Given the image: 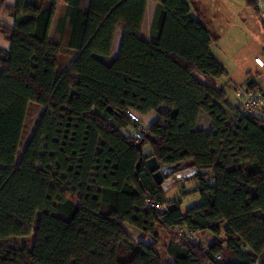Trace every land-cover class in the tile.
I'll return each mask as SVG.
<instances>
[{
	"label": "trees",
	"instance_id": "trees-1",
	"mask_svg": "<svg viewBox=\"0 0 264 264\" xmlns=\"http://www.w3.org/2000/svg\"><path fill=\"white\" fill-rule=\"evenodd\" d=\"M57 1L0 0L15 19L0 21L11 42L0 48V264H264V117L229 118L216 82L228 71L190 4L155 0L145 38L150 0H65L52 41ZM63 46L77 51L67 67ZM32 102L44 109L21 150ZM202 111L209 132L196 128ZM139 127L141 148L131 136ZM150 156L197 167L181 195L201 202L184 210L168 198ZM35 228L32 246L8 243Z\"/></svg>",
	"mask_w": 264,
	"mask_h": 264
},
{
	"label": "rangeland",
	"instance_id": "rangeland-1",
	"mask_svg": "<svg viewBox=\"0 0 264 264\" xmlns=\"http://www.w3.org/2000/svg\"><path fill=\"white\" fill-rule=\"evenodd\" d=\"M205 4V10L209 16L219 20L222 27L221 31H218L219 35H217L219 41L222 42V46L215 49L216 54L232 72V83L237 84L230 85L233 92L235 93V87H246L252 79L264 78V67H260L255 62L256 56H261L264 60V20L260 17L258 11L254 10L252 5H248V0H209ZM241 5L244 6V11L241 10ZM243 13H246V16H243ZM62 52L63 49L59 57L61 63L65 61ZM163 107L167 108L166 105H163ZM43 109L36 103H30L21 150L30 138ZM143 124L147 125L148 121L144 120ZM145 150H149L148 145ZM180 184L186 190H190L195 186L191 180L182 181V183H178L177 186L167 192L168 198H182V208L184 210L201 202L202 199L198 193L182 196L181 192L184 188L181 189ZM132 232L135 237H140L137 231L132 230ZM35 233L36 228L28 236H12L9 238L8 243L14 246L25 245L30 247L35 241ZM205 233H197L195 239H200L203 243L209 244L212 241V234L210 232Z\"/></svg>",
	"mask_w": 264,
	"mask_h": 264
},
{
	"label": "crops",
	"instance_id": "crops-1",
	"mask_svg": "<svg viewBox=\"0 0 264 264\" xmlns=\"http://www.w3.org/2000/svg\"><path fill=\"white\" fill-rule=\"evenodd\" d=\"M17 1L18 0H7V3L9 5H16ZM27 1H29V0H27ZM185 1H187L190 4L191 14L193 16H196L199 19H201V21L207 26V28L211 31V33L214 36L215 43L213 44V53L223 63V65L226 67V69L228 71V75L218 78L216 80V82L218 85H225V89H226L227 96H228V101L226 103L225 111L229 115L230 119H235L238 117V112H240L242 110V101H243V97H244V91L247 88V86L246 87H244V86L235 87L234 88L235 93L233 92V89L230 88V85L234 84V83H232V81H233L232 72L228 68L226 63H224V61L216 54V49H215V48L218 49L222 46L221 45L222 42L219 41V38L217 36V35H219L218 31H221L222 27L220 26L219 20H216L214 17H210L209 14L207 13V11L205 10V8H206L205 3L208 2L209 0H185ZM248 5H250L249 0H248ZM65 6H66L65 0H58L57 1L56 15L53 18V22H52V26H51V30H50V40H52V41L55 38H59L57 33H56L57 23H58V19H59V17H60ZM156 6H157V3L155 0H150L148 2L147 9L145 12V19H144L143 26H142V33H143V36L145 38H149L151 35V29H152V24H153ZM240 7H241V10L244 11V6L241 5ZM252 7L254 8V6H252ZM254 10H255V8H254ZM243 16H246V13H243ZM0 21L5 22L11 26L15 25L14 17L6 14V12H4V11L2 13H0ZM121 25L124 26L123 23H121ZM123 36H124L123 30L121 28L118 29L116 34H115L112 49H111V54H110L111 58H116L119 56L122 41H123ZM0 48L4 49L6 51H9L11 48L10 40L7 38V36H5L1 32H0ZM62 53L64 54L63 60H65L62 63L64 67H67L68 65H70V63L77 56V51L72 50V49H67L65 46H63V52ZM256 57H261V56H256ZM0 72H1V67H0ZM253 83L255 85L261 86L264 84V78L261 77V79L260 78L252 79L251 84H253ZM234 85H237V84H234ZM240 85H243V84H240ZM160 109L162 111H165L168 109V107L164 108L163 106H161ZM257 114L264 117V109L257 112ZM157 115L158 114L156 112H152V113L148 114L147 116H145L144 120L148 121V123L152 122L157 118ZM196 128L198 130H204L207 132L211 131L213 129L212 118L206 112L202 111L199 115ZM127 132L128 131H125V133H127ZM189 180H191L194 184L197 183V180L195 178H191ZM181 185L182 184H180L179 187L181 189H183L181 187ZM208 233L209 232H206L205 234H208Z\"/></svg>",
	"mask_w": 264,
	"mask_h": 264
},
{
	"label": "built area",
	"instance_id": "built-area-1",
	"mask_svg": "<svg viewBox=\"0 0 264 264\" xmlns=\"http://www.w3.org/2000/svg\"><path fill=\"white\" fill-rule=\"evenodd\" d=\"M256 8L260 17L264 20V0H255ZM256 63L264 67V60L261 57L255 58ZM264 109V84L256 88H246L242 101V114L257 113ZM128 116L134 123L141 122V116L135 111H129ZM144 128L139 127L132 131L131 136L136 143H139L144 136ZM192 238H196V233L189 234Z\"/></svg>",
	"mask_w": 264,
	"mask_h": 264
},
{
	"label": "water",
	"instance_id": "water-1",
	"mask_svg": "<svg viewBox=\"0 0 264 264\" xmlns=\"http://www.w3.org/2000/svg\"><path fill=\"white\" fill-rule=\"evenodd\" d=\"M251 82L252 80L248 82V85ZM141 146L142 142L137 143L138 148ZM146 164L153 173L155 181L165 193L177 186L178 183H182L183 180L192 178L198 173L197 167L190 162L177 165L161 164L156 156L148 157Z\"/></svg>",
	"mask_w": 264,
	"mask_h": 264
}]
</instances>
